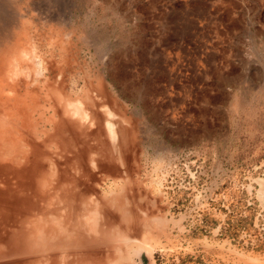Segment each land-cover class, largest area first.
<instances>
[{"label": "rangeland", "instance_id": "rangeland-1", "mask_svg": "<svg viewBox=\"0 0 264 264\" xmlns=\"http://www.w3.org/2000/svg\"><path fill=\"white\" fill-rule=\"evenodd\" d=\"M3 2L69 91L103 76L125 111L128 195L167 226H143L120 264H264V0Z\"/></svg>", "mask_w": 264, "mask_h": 264}, {"label": "bare ground", "instance_id": "bare-ground-1", "mask_svg": "<svg viewBox=\"0 0 264 264\" xmlns=\"http://www.w3.org/2000/svg\"><path fill=\"white\" fill-rule=\"evenodd\" d=\"M4 4L0 0V264H120L126 243L139 238L143 226L150 233L167 226L153 212L139 217L142 199L128 195L133 131L125 111L103 76L79 94L77 82L69 91L56 52L16 32L26 12L13 17ZM109 182L123 194L103 191ZM258 183L264 203V179Z\"/></svg>", "mask_w": 264, "mask_h": 264}]
</instances>
